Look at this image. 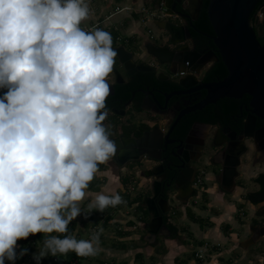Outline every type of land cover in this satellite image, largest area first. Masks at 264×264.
Segmentation results:
<instances>
[{
  "label": "clouds",
  "instance_id": "clouds-1",
  "mask_svg": "<svg viewBox=\"0 0 264 264\" xmlns=\"http://www.w3.org/2000/svg\"><path fill=\"white\" fill-rule=\"evenodd\" d=\"M89 14L87 0H0V264L101 251L102 228L89 239L68 228L117 154L104 121L118 53L109 32L81 27ZM124 203L98 192L87 213ZM37 234L35 252L18 243Z\"/></svg>",
  "mask_w": 264,
  "mask_h": 264
},
{
  "label": "flooded vegetation",
  "instance_id": "flooded-vegetation-1",
  "mask_svg": "<svg viewBox=\"0 0 264 264\" xmlns=\"http://www.w3.org/2000/svg\"><path fill=\"white\" fill-rule=\"evenodd\" d=\"M195 1L184 0L177 8L187 15L189 10L194 12ZM208 4L209 0H204L198 19H176L180 24L192 22L191 41L171 44L169 38L165 44L173 51L190 46L202 54V68L196 80H184L189 73L182 77L173 76L172 70L177 67L160 62L146 48L142 52L132 50L131 61L127 64L119 61L114 65L112 76L108 77L111 92L106 101L108 117L104 123L111 127L110 138L117 144V154L122 149L118 146L127 140L119 138L127 136L133 138V155L137 157L120 166L115 160L116 154L108 163L118 169L130 167L131 177L136 178L134 187L135 197L140 201L138 206L143 205L142 213L148 219L144 229L150 238H153L151 229L158 232L155 242L161 237L167 238L170 232L173 235L172 228L176 225L171 214H176V211H172V203L188 204L196 196L203 185L198 184V178L202 175L204 183L208 178L207 167H211L210 172L221 192L228 193L243 187L240 184L244 176L242 167L249 160L251 150L255 160L264 163V119L256 117L253 122L250 120V116L254 115L251 96L245 94L241 98H228L229 101L224 98L202 109L195 108L207 95L202 85L222 80L228 75L213 39L215 32L210 21L209 26H200L201 16L204 10L207 12ZM260 11L263 12L261 19ZM253 23L259 41L264 44V0L259 1L254 11ZM150 57L154 60L151 61ZM220 63L227 75L224 70L216 68ZM140 64L155 70L141 71L137 67ZM251 130L254 134L248 136ZM233 141H237V145H232ZM142 179L147 182L144 187H140ZM149 198H155L159 216L163 219L161 225L153 220L154 215L144 206L145 199ZM164 199L167 205L160 203ZM259 204L262 220L259 225H252L253 228L264 225V200ZM191 212H187L190 218Z\"/></svg>",
  "mask_w": 264,
  "mask_h": 264
},
{
  "label": "water",
  "instance_id": "water-1",
  "mask_svg": "<svg viewBox=\"0 0 264 264\" xmlns=\"http://www.w3.org/2000/svg\"><path fill=\"white\" fill-rule=\"evenodd\" d=\"M259 1L209 0L207 12L215 32L213 39L228 69V75L222 80L202 85V88L207 90V95L195 107L196 109H202L224 98H241L248 94L251 96V106L254 114L250 116V120L253 122L256 117L264 119V44H261L257 37L252 19V14ZM182 3H184V0H176L175 3H173V0H155L156 6L161 8L162 16L173 17L175 20L185 17H190L194 20L198 19L204 0H196L193 6L194 12L189 10L187 15L183 13V10L177 8ZM157 20L154 23H157L168 32L169 43L176 44L191 41V21L180 24L176 21ZM113 48L117 51V58L121 63L127 64L131 61L133 53L126 46L119 45ZM145 48L151 55L158 58L160 62L177 67L172 70L173 76L179 71H187L189 75H186L184 80H196L197 74L202 68L200 61L202 54L190 46H184L179 48L178 51H173L169 46L158 45L152 40L143 44L142 49L145 50ZM137 67L141 71L153 72L155 70L144 64H140ZM253 134L251 130L248 136H253ZM119 139L122 141L127 139L122 142L121 146H118L122 149L115 157L118 165L124 166L130 161L136 160L137 157L133 155V152H135L133 149V138L122 136ZM231 144L235 146L237 141H233ZM229 153L232 154L230 151ZM180 177L178 181H180ZM160 203L167 205V200H161ZM144 206H147L148 210L154 215L153 220H157L159 225H161L163 219L159 216L155 198L145 199ZM150 233L153 238L148 241L154 244L158 232L151 229ZM253 233L254 235L250 239L249 244H254L264 237V225L256 226ZM170 236L171 232L167 237Z\"/></svg>",
  "mask_w": 264,
  "mask_h": 264
},
{
  "label": "rangeland",
  "instance_id": "rangeland-1",
  "mask_svg": "<svg viewBox=\"0 0 264 264\" xmlns=\"http://www.w3.org/2000/svg\"><path fill=\"white\" fill-rule=\"evenodd\" d=\"M136 0H114L113 3H111L110 0H93L92 1H88L89 5L91 7H93L98 14H103V13H109V10H114L116 6H120V7H124V5H133V7H138V4L135 3ZM141 0H139L138 2H140ZM110 3V4H109ZM142 3H144L146 6H150L152 7V9L157 13L160 14V16H162V11L161 8L159 6H156L155 4V0H142ZM126 22L124 20L123 24L129 25L131 23V19L130 18H125ZM135 20H139V17L137 16V18ZM161 20H167V21H176L173 17H165L162 16L159 18V20L157 21H161ZM138 26V23L136 24ZM150 26H152V30L154 31V38L152 39L154 43L158 44V45H165L168 43L169 40V34L165 29H162L157 23H152ZM144 31H148V27H143ZM135 37H132V44L129 46V48L132 49H136L138 52H142L143 49L141 48V46H143V44L141 43L142 41H138L139 43L136 44L134 43V39ZM140 40V38H139ZM137 41V40H136ZM140 46V47H139ZM128 48V47H127ZM150 60L153 61L154 59L152 57H150ZM119 62L118 58L116 57L115 59V65ZM109 76H112L111 74ZM109 80V79H108ZM251 149H252V144L250 145ZM210 152V151H209ZM250 157L249 160H246L244 162V166L242 167V172L243 175L241 177V182L240 184L243 185V191H245V193L247 192H255L257 190H259V184L255 181V177H257L260 173H264V163L262 161L259 160H255L254 158V153L253 150H251L250 152ZM115 167L112 165V163H106L105 164V169ZM115 169L117 170V172L120 173L121 177L120 179H128V182H124L123 183V189H120L118 192L119 194L123 197L125 204L126 203H132L133 202V195L135 196L136 190L134 187L136 184V178L131 177V173H130V167H126V168H117L115 167ZM212 169L211 167H207V172L208 175L207 177H209V175H212V173L210 172ZM203 177V176H202ZM95 179V183L96 186L92 185V183H90L91 185H89V188L86 190V192L88 193H96V192H104L105 194L109 193V189L103 188L102 186H104L106 184V177L100 175V174H96ZM105 179V181H104ZM143 180V179H142ZM142 185H140V187H144V185L147 183L146 180L141 181ZM217 187V183L215 181V179L213 178L212 180H209V183L207 184L206 182H203V185L199 188L198 193L201 195V198H191L187 203H180L178 201H174L173 204V209L172 211H176V214H171V218L173 219V221L175 222V225L178 229V234L181 237V240H185L188 248L191 249H195L197 248L196 246H198L197 244L199 243H208L209 244V249H212V246H216L212 240H199V238H196V233L193 230H199L200 228L203 229L204 227L210 229V228H215V227H220V229L222 230V232H224L225 234L231 236L230 234H228L229 232H233V234L238 235L237 236L240 241H243L244 239H246L245 236V228L241 227L239 228V226L233 227L232 230L230 227H232V225H228L227 226V222L226 220L222 221L221 217L223 215H225L224 213L227 212L228 208L226 209V206L224 205L223 208H218L216 205L213 206H209L208 204L210 202H212L211 197L215 196V198H218V193L221 192V189L219 187L215 188L213 190V187ZM206 188H211L212 192L211 194H213V196L207 192ZM201 192V193H200ZM242 192V189L240 187H237L235 189V191L233 192H228L227 196H226V200L227 202H237L236 200H233V194L237 195V197L239 198V193ZM198 194V195H199ZM197 195V196H198ZM86 197V196H85ZM136 198V197H135ZM127 200V201H126ZM214 202L218 203V200H214ZM89 202L86 201H82L81 202V209H82V213H84V215H87V218H84V215H82L81 219L77 218L76 220L72 221L70 223V225H72L73 223H75V229L72 230V235H75V237L77 239H86L88 236H90V234L92 233L91 231H88L91 227V229L93 230L95 226H97V229L99 228H104L107 226V228L109 227V225L113 224L114 226L116 224L121 225V223L116 222L114 219H119V218H123L124 220H126L128 217H123L120 213L118 212H114L113 210L118 209L119 205L116 207H108L106 208L103 212H99L96 210H93L90 214L87 213V204ZM121 206V205H120ZM129 206H131L129 204ZM128 205H123L122 209L124 213L126 215H134L135 218L137 219V224H135V226H133V230L135 231L137 230L138 233H143L146 232V230L144 229V223L148 220L147 216H145L142 211L138 208L137 206H133V208H130ZM240 210V208H242ZM251 207V208H250ZM239 210L237 212V214L239 215L238 219H239V223L240 225L245 224L246 226L249 225L250 227V235H252V231L251 229L254 230V228L252 227V225H259L260 224V220H262V218L260 217L259 213H261V206L260 204L254 206H250L248 203L246 204H241L238 206ZM192 211V213H194L196 215V219L193 220L190 217L187 216V212L188 211ZM110 211L113 213H110ZM130 211V212H128ZM118 213V215H117ZM201 213H208V214H201ZM253 214V216H251V214ZM204 215V216H202ZM220 218V219H219ZM91 220V221H90ZM110 220L113 221L112 223H110ZM115 221V222H114ZM201 222H203V224H201ZM82 225V228L85 227L83 225H87L86 230L80 228V230L76 231V227L78 226V224ZM200 223V224H199ZM93 225V226H92ZM225 227H227V229H225ZM225 229V230H224ZM199 234V231H197ZM88 233V234H87ZM249 235V236H250ZM236 237V236H234ZM141 245H149L150 241L148 240H140ZM18 243L22 246H27L30 249V252H35L36 250H38V248L42 245V241L37 242L36 239L34 237L30 238L28 240V242H26L25 240H21L18 241ZM155 244L156 245V251L155 254H150L147 256V262H152V261H161V257L159 252L162 249L163 250V254H165L168 251V248L166 247L165 244V238L161 237L159 241H157ZM234 244V242H232L231 240H229V242H225L223 245L224 249H229L232 245ZM258 245H252L251 246V251L249 252L248 256L242 259H238V257H241L242 255V249L238 248L236 249V251L233 252H228L225 253L222 259L223 264H262L264 263V254L262 257L261 254V258L257 257V252L258 250L261 252H264V245L259 246V248H257ZM256 248L258 250H256ZM222 250L221 247H219V250ZM193 251V250H192ZM191 251V252H192ZM193 254V252H192ZM190 254V256L192 255ZM153 255V257H152ZM195 256V254L193 255ZM31 255H26L24 256L22 259L23 260H27L30 259ZM49 258V257H48ZM144 261H146V257L143 256ZM156 259V260H155ZM19 262V261H18ZM5 264H8V262L6 261ZM19 264V263H18ZM21 264V263H20ZM85 264V263H82ZM218 264V263H217Z\"/></svg>",
  "mask_w": 264,
  "mask_h": 264
},
{
  "label": "crops",
  "instance_id": "crops-1",
  "mask_svg": "<svg viewBox=\"0 0 264 264\" xmlns=\"http://www.w3.org/2000/svg\"><path fill=\"white\" fill-rule=\"evenodd\" d=\"M111 3H113L114 0H110ZM139 0H136L135 3L138 4V7L136 8H140L143 6H146L144 3H142V0L140 2H138ZM110 4V3H109ZM147 7H150L147 5ZM125 13H121L119 15H116L113 19V22L116 25L121 24V20H125V16L123 17L122 15H124ZM89 20H91L90 18L84 20L82 24L87 23ZM154 21H150L149 22V28H151L152 26H150ZM137 23H133L131 21V23L129 25H127L128 27H126V25L124 24L122 26L123 30H125V28H129V31H136L139 34H136L134 39V43L138 44V41H142L141 43H148L149 41H152V37H150V34L148 33V31H144L143 28H141L139 25H136ZM152 30V28H151ZM152 34L154 35V31L152 30ZM140 38V40H139ZM112 46H115L116 44H114L115 39L114 36L112 34ZM132 37L129 40V43L126 47H128V50L132 51L134 49L129 48V46L132 44ZM140 47V46H139ZM143 46H141L142 48ZM136 50V49H135ZM250 157V154H249ZM251 158V157H250ZM105 169V168H104ZM100 170L98 174L106 177V184L104 186H102L103 188L109 189V193L107 195H111L113 192H118L120 189H123V183L124 180L120 179L121 175L119 172H117V170L115 169V167L108 168L106 170ZM214 177L213 175H209V177L206 179V183H209V180H212ZM256 178V177H255ZM105 181V179H104ZM217 188L216 186L213 187V190ZM242 189V192L239 193V198L237 197V195L233 194V200H236L237 202H227L226 200V196L228 193L226 192H220L218 193V198L216 199L215 196H213V194H211L212 190L211 188H206L204 190H206L207 192H209L213 197H211L212 202H210L208 205L211 207L213 205H216L218 208H223V206H226V209L228 208L227 212H225L222 217L221 220L224 221L226 220V222L228 223V225H232L231 230L233 227L239 226V228L244 227L245 228V236L246 239H244L243 241H240L239 239H237L239 236L233 234V232H229L228 234H230L231 236L225 234L224 232H222V230L220 229V227H215L213 228H206L204 227L203 229H195L193 231H195V235L196 238H199V240H212V242L216 245V246H212V249H209V244L206 242L204 243H199L197 244L198 246H196L197 248H188L185 240H181V237L178 234V237L173 238L172 236L165 238V244L166 247L168 248V251L163 254V250H160V256L161 257V261H152V262H147V256L150 254H155L156 251V245L157 244H153V243H149V245H141L140 240H151L152 238H150V235L147 232H143V233H138L137 230L132 231L133 230V226H135V224H137V219L135 218L134 215H126L124 213L123 210H120L122 208L123 205H128L129 204L131 206H129L130 208H133V206H137L138 208V202L136 201L135 196L133 195V202L132 203H124L121 204V206L119 205L118 209L113 210L114 212H118L120 213L123 217H128L126 220H124L123 218H119V219H114L116 222L121 223V225L116 224L115 226L113 224L109 225V227L107 228L104 227L103 228V233L101 234L100 240H101V244H100V248L101 251L98 253L99 258L98 259H91L90 261H86L83 262L85 264H140L142 262H144L145 264H223L222 259L225 253L228 252H233L236 251V249L241 248L242 249V255L241 257H238V259H242L248 256L249 252L251 251V246L252 245H258L257 248H259V246L264 245V237L261 238L260 240H258L256 243L254 244H249L250 239L252 238V236L254 235L253 233V229H251L252 231V235H250V227L249 225L246 226L245 224H238L239 223V215L237 214L239 208L238 206L241 204H246L248 203L250 206H256L255 204L251 203L249 200H247L244 195L246 194L245 191H243V188L240 187ZM199 191V190H198ZM98 193V192H96ZM96 193H87L86 192V197L83 201H88L90 202L93 198L94 195ZM201 193V192H200ZM248 193V192H247ZM197 192L195 198H201V195ZM198 195V196H197ZM214 200H218V203L214 202ZM127 201V200H126ZM251 208V207H250ZM139 210V208H138ZM113 211L110 213H113ZM130 212V211H128ZM117 213V215H118ZM192 213V212H191ZM201 214H208V213H201ZM254 213L251 214V216H253ZM204 216V215H202ZM196 217V215H195ZM78 218H82L81 216ZM220 219V218H219ZM91 221V220H90ZM114 221V222H115ZM113 221L110 220V223H112ZM74 224V229H75V223ZM200 224V223H199ZM201 224H203V222H201ZM85 227H87V225H83ZM93 226V225H92ZM83 227L82 225L79 223L78 226L76 227V231L80 230V228L85 229L86 228ZM97 227V226H95ZM94 227V228H95ZM229 227V226H228ZM92 228V227H91ZM89 229L88 231L92 232V229ZM225 229H227V227H225ZM224 229V230H225ZM199 231V234H197ZM88 234V233H87ZM250 235V236H249ZM236 236V237H234ZM160 240V238H159ZM229 240H231L232 242H234V244L229 248V249H224L223 245L225 242H229ZM208 244L207 249H206V257L203 259H198L196 258V256L194 255V251L197 250L198 248H204V246ZM219 247L222 248V250H219ZM256 248V250H258ZM193 250V251H192ZM193 254H192V252ZM190 254H192L190 256ZM263 257L264 252H261L258 250L257 252V257L261 258ZM143 256L146 257V261H144ZM50 257V256H48ZM153 257V255H152ZM264 258V257H263ZM19 261V262H18ZM35 264V262L32 260V258L27 259V260H23V259H19L16 261V264ZM232 263V261H231ZM229 263V264H231ZM264 264V263H262Z\"/></svg>",
  "mask_w": 264,
  "mask_h": 264
},
{
  "label": "built area",
  "instance_id": "built-area-1",
  "mask_svg": "<svg viewBox=\"0 0 264 264\" xmlns=\"http://www.w3.org/2000/svg\"><path fill=\"white\" fill-rule=\"evenodd\" d=\"M92 1L93 0H87ZM90 8V14L89 17L91 20H89L87 23H84L81 25V27L87 31H91L94 28H101L107 32H109L112 36H114L116 46L119 45H124L127 46L129 43V40L131 37L135 36L136 34H139L138 32L134 31H129V28H125L123 30L122 26L124 25L121 20V24L116 25L113 22V19L116 15H119L121 13H125L122 15L125 18H130L133 23H138V25L143 28V27H148L149 28V22L155 21L159 19L160 14H157L152 7H147L143 6L140 8H135L133 5H124V7L116 6L114 10H109V13H103V14H98L97 11L89 5ZM139 17V20H135ZM117 17V16H116ZM263 17V12H259V18L261 19ZM130 26V25H129ZM128 27V26H127ZM144 29V28H143ZM148 33L150 34V37H154L152 34L151 28L148 29ZM188 72L187 71H179L176 73V77H182L186 75ZM198 184H203V177L202 175L198 178ZM97 227H95L93 230H96ZM92 230V231H93ZM90 236H88L86 239H89ZM208 244L204 246V248L200 247L197 250L194 251V254L196 258L198 259H203L206 257V249H207ZM99 255L97 254L96 256L93 257H79L77 256L74 252H69L67 255H57L55 257H52L51 259V264H82L83 262L90 261L91 259H98Z\"/></svg>",
  "mask_w": 264,
  "mask_h": 264
},
{
  "label": "trees",
  "instance_id": "trees-1",
  "mask_svg": "<svg viewBox=\"0 0 264 264\" xmlns=\"http://www.w3.org/2000/svg\"><path fill=\"white\" fill-rule=\"evenodd\" d=\"M254 14V12H253ZM253 14H252V19H253ZM210 23H209V18H208V15H207V12L206 10L203 11V14L201 16V20H200V26L202 27H206V26H209ZM115 42V41H114ZM116 44V43H114ZM216 68L218 70H224V73H226L225 75H227V72L225 71V68H224V65L222 63H220L219 65L216 66ZM226 101H229L230 99H225ZM100 170H103L105 168V164H101L99 166ZM255 181L261 186V188L255 192H250L248 193L245 198L247 200H249L251 203L253 204H259L260 202H262V200H264V173H260L256 178H255ZM95 179L91 182L92 185L96 186V183H95ZM124 182H128V179H124ZM91 185V184H90ZM137 202H140L139 199H136ZM138 208L142 211L144 208H143V205H139ZM190 216L193 220L196 219L195 217V214L194 213H190ZM69 228V232L72 234V230L74 229V224L68 226ZM172 231H173V235L172 237L173 238H176L178 237V229L177 227H173L172 228ZM75 236V235H74ZM34 237L36 239L37 242L39 241H43V238H44V235L43 234H37L36 236H30V238ZM28 239V240H29ZM28 240H25L26 242H28ZM63 256V255H62ZM53 256H50L49 258H45L41 264H51V259H52ZM140 264H145L144 262L140 263Z\"/></svg>",
  "mask_w": 264,
  "mask_h": 264
}]
</instances>
